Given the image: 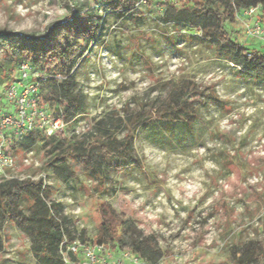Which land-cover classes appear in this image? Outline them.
Segmentation results:
<instances>
[{
	"label": "rangeland",
	"instance_id": "rangeland-1",
	"mask_svg": "<svg viewBox=\"0 0 264 264\" xmlns=\"http://www.w3.org/2000/svg\"><path fill=\"white\" fill-rule=\"evenodd\" d=\"M79 3L0 0V31L40 37L53 23L83 16L86 10H77ZM90 9L104 14L96 4ZM161 12L155 1L137 7L133 18L105 16L103 36L76 71L87 112L59 135L81 140L103 121L122 139L118 118L141 105H157L165 95L161 84L169 79H190L220 101L203 113L196 126L199 138L179 146L175 141L161 143L142 130L134 144L142 167L112 174V194L95 193L94 182L75 167L77 180L48 179L51 197L62 205L66 227L80 245L97 243L100 206L106 203L129 221L130 233L120 251L136 254L138 264H236L232 246L264 241V84L242 77L209 49L185 41L170 46L160 33ZM235 20L224 24L231 39L264 50V42L248 36L244 28L254 20ZM44 109L53 119L54 109ZM13 157L14 175H48L42 169V151ZM146 237L155 239L158 258L134 251L135 241ZM0 264H32L28 241L11 225L6 227Z\"/></svg>",
	"mask_w": 264,
	"mask_h": 264
},
{
	"label": "trees",
	"instance_id": "trees-1",
	"mask_svg": "<svg viewBox=\"0 0 264 264\" xmlns=\"http://www.w3.org/2000/svg\"><path fill=\"white\" fill-rule=\"evenodd\" d=\"M155 1L162 7L158 22L166 43L175 47L185 41L209 49L217 60L238 70L242 77L264 84V50L236 43L224 27L227 22L234 23L241 10L254 6H260L258 18L264 25V0H146L145 4L149 6ZM92 3L102 8L104 14L90 9ZM137 4L138 0H80L76 8L86 10L83 16L53 23L40 37L0 31V103L3 104L2 89L14 80L13 71L27 62L47 77L39 87L40 107L53 108V118L66 126L84 116L88 100L77 89L76 71L87 59L93 42L103 36L105 16L111 14L117 20L133 18ZM141 35L154 42L150 36ZM56 75L62 79L55 80ZM161 86L165 95L157 105H141L135 111L128 110L124 119H117L124 134L122 139L99 121L96 131L81 140L75 135L46 136L34 129L5 152L13 157L18 152L42 151V169L48 175L37 180L0 178V255L5 251L6 227L11 225L28 241L32 264L77 263L78 254H62L67 246L76 243L75 236L66 227L62 205L52 200L48 179L62 183L77 180V167L94 182L95 193L110 195L115 190L112 174L142 167L134 148L140 131L147 130L161 143L175 141L179 146L199 138L196 126L203 121V113L220 102L215 93L207 92L190 79H169ZM100 217L96 244L118 254L125 235L130 233L129 221L117 216L106 203L100 206ZM134 251L154 258L160 254L153 237L136 240ZM231 255L236 264H264V241L240 248L232 246Z\"/></svg>",
	"mask_w": 264,
	"mask_h": 264
},
{
	"label": "built area",
	"instance_id": "built-area-1",
	"mask_svg": "<svg viewBox=\"0 0 264 264\" xmlns=\"http://www.w3.org/2000/svg\"><path fill=\"white\" fill-rule=\"evenodd\" d=\"M165 1V0H164ZM175 1V0H167ZM146 0H138V6L144 5ZM261 13L260 6L241 10L239 18L253 19L252 24L244 23L246 34L264 42V25L258 22ZM45 74L35 71L29 63L22 62L15 69V78L5 88L0 103V178H27L37 180L44 174L37 176H16L11 171L15 167L14 157L5 152L15 143L21 141L25 135L34 129L41 130L46 136H57L62 133L66 124L59 119H51L45 109L38 105L40 84L46 81ZM62 77L55 76L59 81ZM31 155V153L27 154ZM26 162V161H25ZM66 252L80 254L81 259L75 264H138V258L129 251L118 254L110 252L101 245L81 246L75 243L66 247Z\"/></svg>",
	"mask_w": 264,
	"mask_h": 264
}]
</instances>
